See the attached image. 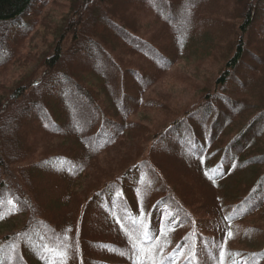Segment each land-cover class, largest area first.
Segmentation results:
<instances>
[{
    "label": "trees",
    "instance_id": "obj_1",
    "mask_svg": "<svg viewBox=\"0 0 264 264\" xmlns=\"http://www.w3.org/2000/svg\"><path fill=\"white\" fill-rule=\"evenodd\" d=\"M32 1L0 0V23L28 14L26 9ZM186 1L171 0L169 3L166 0L170 7L167 21L153 32L154 37L166 42L167 49L151 38L150 43L138 37V30L142 28L139 22L145 20L144 2L142 6L140 0H75L71 8L74 13L71 25L74 29L79 28L82 43L75 44L74 48L80 52L93 51L95 56L84 57L85 60L77 66H70L69 57H64V63L58 61L61 58L59 48V57H51L43 64V75L38 83L34 80L28 87H19L0 101V117L6 115L8 105L15 104L8 112L7 122H11L15 114L28 117L31 111L39 127L22 132V136L30 138L29 147L27 140L18 136L9 141L22 151L17 153L8 149L7 155L5 152L0 155V193L5 192L9 200H14L15 210L27 229L22 235L6 237L0 255L5 249H12L17 256L13 264H19V257L30 252V258L26 260L31 259V252L38 246L44 251L34 250L32 258L41 257L37 264L46 263L47 259L59 264L62 258L69 264L72 260H77V264H93L90 257L94 248L93 257L100 264H132L127 254L120 253H127L129 248L126 232L138 227L130 218L139 217L143 211L144 222L153 235H159L165 219L174 217L171 224L175 230L164 249L166 256L169 253L176 255L173 250L179 244L188 251L194 246L199 255L193 264H218L222 250L224 264H234V261L238 264H264V226L256 224L257 221L264 224V105L248 103L252 95L264 98V0H188L180 10V2ZM196 15H200L204 30L198 31L194 20ZM95 19L118 24L115 25L116 31L125 34L124 47L137 49L128 50L130 55H138L130 63L136 68L122 62V57L113 52L111 55L117 35L114 31L106 33L97 27ZM126 28L132 31H126ZM127 32L136 38L128 36ZM90 33H99L104 42L96 37L84 41ZM253 36L260 37L261 41L256 43L255 59L249 54L253 58L249 66L251 80L246 85L238 74L237 81L231 85L233 95L241 93L246 96L241 103L218 91L202 103L226 98L230 113L222 107L214 119L207 117L194 121V129L178 128L174 124L172 132L175 133L161 137L163 133L146 142L141 133L131 137V146L138 142L135 146L139 148L145 143V150L116 174H98L97 186L76 201V211H66L68 207L62 203L70 199L67 189L72 194L69 184H76L86 173L97 172V160L101 156L106 157L121 140L136 134L140 125L143 127L128 122L129 116L141 102L142 93L160 79L156 72H164L172 65L167 58L171 57V49L177 53L191 49L196 57L214 49L218 55L224 52L222 57L226 58L233 52L227 70L235 72L248 66L241 59L249 53L247 47ZM94 45L99 48L95 50ZM4 59H0V67L6 64ZM153 61L157 64L156 70L150 63ZM229 78V73H224L216 84L224 86ZM43 93L48 103H54L53 109L47 103H39ZM90 107L99 119L83 125L80 132L75 121ZM203 108L196 113L202 112ZM65 113L71 114L67 121ZM210 121L211 129L207 128ZM189 122L187 119L186 123ZM2 123L1 131L8 127ZM12 128L13 132L16 131L15 126ZM161 138L162 149H156ZM169 138H173L172 144L167 143ZM54 139L69 142V149L72 145L77 146L74 153L79 152L80 158L74 159L68 152L61 158L54 156L50 159L54 153L46 141ZM208 146L212 148L210 153H206ZM154 150L160 153L155 154ZM186 151L187 160L180 157ZM29 157L34 160L30 162L32 165L26 162ZM44 165L48 167L44 169ZM25 167L36 169L35 173L30 175L29 171L22 169ZM24 174H29L30 179L36 174L39 177L32 182L23 177L20 191L16 187L17 178ZM42 174L54 179L46 176L54 187L46 192V201L44 192H41L44 187L41 185ZM37 181L40 183L38 189L32 191ZM62 181L66 182V187L58 185ZM190 184L197 189L201 184L222 192L227 200L217 197L216 205L206 208V204H198L196 194L192 192L195 188ZM156 185L160 193L154 189ZM228 185L231 188L226 189ZM188 192L194 196L187 197ZM111 204L114 205L112 208ZM91 213L92 219L100 222L97 229L101 232L88 228L90 223H86V219L91 218ZM42 216H47L48 221ZM229 232L232 233L231 239L227 235ZM103 237L110 241L91 243V248V240ZM200 254L205 257L201 258Z\"/></svg>",
    "mask_w": 264,
    "mask_h": 264
},
{
    "label": "rangeland",
    "instance_id": "obj_2",
    "mask_svg": "<svg viewBox=\"0 0 264 264\" xmlns=\"http://www.w3.org/2000/svg\"><path fill=\"white\" fill-rule=\"evenodd\" d=\"M74 1L75 0H33L26 9V11H29L28 14L11 20L9 21L10 23H0V59L5 58L4 61L6 63L0 67V101L4 97L7 98L9 94H11L15 89L19 87H28L34 80L36 81V83H38L40 77L43 75V64L47 61V59H50L51 57H59V54L57 53V49L59 48H61V58H59L58 61L60 63H64V57H69L67 62L70 66H77L79 63L85 60L84 57L95 56L93 51L84 50V52H80L79 49L74 48L75 44L80 45L82 43V38L80 37L81 34L79 33L78 28L79 24L77 25L78 29L72 28L71 25V18L74 16L73 10L71 8L73 7ZM140 1L142 6L144 2V8H146L142 9L144 13L143 16L146 21L140 20L139 24L142 26V28L138 30V37L150 43L151 38L152 40L157 42L159 46L169 49L166 46V42L160 41V37L156 38L153 34L157 26H160L165 21H167L166 17L168 15V12L170 11L168 3L166 2V0H162L163 3L161 2V0ZM167 1L170 3L171 0ZM187 2L188 0L186 1V3L180 2V6L178 7H183L184 4H188ZM154 5H156V8ZM158 5L161 6L158 7ZM166 6H168L169 8H166ZM152 12H154L155 15ZM200 15L203 16L202 14ZM200 15H196L194 18L198 25V31L204 30V26L200 25L202 23ZM95 20L97 27L104 29V32L108 33L110 31H114L117 35V39L113 45L111 55L113 52L118 57H122V62L127 63V65H132L136 68L137 66L130 63H133L132 61L135 60L133 57H136L138 55L135 54L136 56H132L130 55V52L128 50L136 51L137 49L132 47H124L125 34L116 31L115 25L118 24L111 22V24H114L111 25L108 22L106 23L104 19ZM102 20H104L105 22ZM125 30L132 31L130 28H126ZM127 34L130 37L136 38L128 32ZM94 37L103 41L100 38L99 33L88 34L84 41L89 38H92L94 40ZM260 41V37L253 36V40L250 46L247 47L249 53L241 59L242 63H246L248 66H245V70L241 69L235 72L227 70V64L229 63L228 61L232 59L233 52H231L230 56L226 58L222 57V54L224 52H221L218 55V51L214 49L211 52H207L206 55L196 57V54H194L191 49L186 48V50H184L182 53L174 52L171 49V57L167 58L172 62V65L169 67V69L163 70L164 72H156L160 79L156 82V84L151 85L149 89L142 93L141 102L129 116L128 122H136L137 124L139 123V125L142 124L143 127L140 125V128L137 130L136 134L131 135L124 140H121L114 149L107 153L106 157L102 158L101 156L97 160V172L95 171L92 174L86 173L77 181L76 184H69V190L72 192V194L67 189V193L70 196V199L66 203H62V205L68 207L66 211H76V206L78 205L76 201L79 199H83V194L85 192H88L90 191L89 189H93L97 186L99 180L96 176L98 174L101 175V172L106 173L107 176L116 174L118 172L117 170L125 166L127 163L130 164L139 152H143L145 150V148H143V145L145 143L139 148L135 146L136 144H138V142H134L135 147L131 146V137H134L137 134L141 133L144 137V141L146 142L149 138H157L163 133L164 134L161 137H164L166 133H175L172 132V129L174 127L172 125L174 124H177L178 128H180V126H186L188 128L194 129V121L203 120L207 117L214 119L218 112L221 113L222 107L230 113L231 110L227 108L228 100L226 98H220L217 102L211 101L209 104L202 102L207 100L210 96L214 95L218 91L225 92L224 94L230 96L229 98L232 97V99L239 103H241V101L246 98V96L241 93L233 95L232 93H234V91L232 90L231 85L237 81L236 78L238 74L242 79H244V82L246 83L251 80L249 66L253 61V58L255 59V51L257 48L256 43ZM116 46L117 48H115ZM159 46L158 48H160ZM94 48L95 50H97L99 48V45H94ZM249 54L253 55L254 57L252 58V56ZM126 57H132V59L129 60ZM60 63L58 64L60 65ZM150 63L156 70V61ZM32 72L35 73L33 76L31 75ZM224 73H229L230 78L227 80L224 86H220V84L218 85L216 84V82L221 80ZM126 83L128 86H130V83L128 81H126ZM246 85H248V83ZM32 92H34V90ZM248 100L249 102H247L254 106H257L259 104L264 105V98H258L255 95L249 97ZM48 102L49 100L46 99V95L45 93H43L42 99L39 98V103L42 105L44 103H47L49 108L53 109L54 103ZM14 105L15 104L8 105L6 115L4 114L0 117V122H5L8 126L4 128V130H0V155H2L4 152L6 153V151H9L8 149H14V151H16L17 153L22 151L20 148H18L17 145H11L9 141L15 139L18 136L20 138L26 139L27 147H29V145L31 144L30 138L28 136H22V132H28L31 129H39L31 111H29V115H27L28 117H26V115L22 116V114H15V119L13 120V117L10 120L11 122H7L6 120H9L8 112H11ZM200 107H204V110L200 113H196V111H198ZM101 109L103 110L104 108L102 107ZM70 115V113H65L64 119L67 121V117ZM98 119L99 117H97L96 112L90 107L83 115L77 117L75 121V126H77L76 129L82 132L81 128L83 125L87 124L88 122L91 123L94 120ZM184 119H189L190 122L186 123V120ZM2 125L3 123L0 124V128H2ZM14 126L16 131L13 132L14 128L12 127ZM207 128L211 129V121L207 123ZM262 130L263 129H261V131ZM172 140L173 138H169L167 143L172 144ZM161 142L162 138L160 140V144L156 149H162ZM46 143L51 146L52 152L54 153L49 156L50 159H53L54 156H56V158H61L68 152H70V154L68 155H71L74 159L80 158L79 152L74 153V149L78 147L72 145V148L69 149L68 145L70 143H67V141L65 140L54 139L46 141ZM39 147L42 148L40 144ZM205 149L206 153H210L212 151V148L210 146L206 147ZM154 153L159 154L160 152L154 150ZM180 157L187 160L188 151H186V153H181ZM26 162L33 163L34 160L29 157L26 159ZM45 167L48 166L44 165L43 168L45 169ZM22 169L29 171L30 175H32V173H35L34 170H36H30L29 167H25ZM46 176L51 180H54L52 177L46 174H42L41 185L44 187L41 189V192L43 191L45 194V201L47 197L46 192L50 191V189H54L52 184L47 181ZM23 177L26 178V181L31 180L32 182V180L37 179L39 176L36 174L34 175L33 179L32 176L30 179L29 174H24V176L18 177V182L16 184V187L18 188L17 190L22 191L23 186L19 188V185H21V183L23 182ZM175 183L178 185L177 182ZM37 184H40L39 181L34 183L32 191H36L38 189ZM65 184L66 182L62 181L58 185L66 187ZM190 185L195 188V190L192 192L196 194L198 204H206V208H209L208 205L211 204L216 205V202L219 199L227 200V197L222 192H215L204 185L201 186V184H198V189L193 184ZM184 187L186 188V182L184 183ZM227 188L231 187L228 185L226 186V189ZM154 189L159 192L158 186ZM170 190L173 192L171 188ZM192 192H188L185 195H187V197H192L194 196ZM1 201L8 205V207L5 206L3 208L4 212L15 211L16 205L14 203V200H9V197L5 192L0 193V202ZM113 206L114 205L111 204L110 208H112ZM45 209L46 213L48 214L46 207ZM52 212L50 213L51 216H53ZM0 215L2 214L0 213ZM17 215L18 214L15 211L14 214L9 217V219H11V222L0 224V247L3 246L4 239L6 237L12 235H22L27 230L21 217L13 218ZM42 218L48 221L47 216H42ZM86 223H90L89 225L91 226L88 225V228L93 227L94 232H101L100 229H97L100 222L92 219V213L91 218L86 219ZM256 224L258 226H264L261 221H257ZM11 226L13 227V229ZM103 240L110 241L104 239V237L102 239L95 238L90 241V245L91 243L95 242H103ZM26 248L27 247H25V249ZM36 248H38V246ZM91 248H93L92 245ZM171 249L172 248H170L169 251H171ZM5 250L6 251H3L2 255H0V262L4 261L3 264H13L14 259L17 256L14 254L12 249ZM34 250L31 252V258ZM92 250L93 253L90 258L93 260V264H100L96 261L98 259L93 257L95 252L94 248ZM191 250L192 248H190V251ZM188 253V249L185 248L184 256L178 257V264H186L187 260V264H193V262L188 258ZM29 254L27 255L26 253L25 257H19V264H25L29 261L30 264H37L34 262V258L26 260L27 258H30ZM200 255L201 258H203V256L205 257V255L203 254ZM83 259H85V257ZM61 261L63 264H69L64 258H62ZM45 264L54 263H52L51 259H47V262ZM71 264H77V260H72Z\"/></svg>",
    "mask_w": 264,
    "mask_h": 264
},
{
    "label": "snow or ice",
    "instance_id": "obj_3",
    "mask_svg": "<svg viewBox=\"0 0 264 264\" xmlns=\"http://www.w3.org/2000/svg\"><path fill=\"white\" fill-rule=\"evenodd\" d=\"M144 215L145 213L141 211L139 217L130 218L132 223L138 225V227L129 229L126 232V237L129 240V248L127 253L121 252L120 254H127L132 264H178V257L184 256L185 254L184 246L179 244L176 246V249L173 250L176 252V255H172L171 253L167 256L164 255V249L171 242L169 239L170 234L175 230L171 224V219H174V217L165 219L160 227L159 235H153L144 222ZM165 215L167 216L169 214L165 213ZM0 219H3L2 215H0ZM227 235L229 239L232 238L231 232L227 233ZM177 249H179L178 252ZM198 255L193 246L192 250L188 253V258L194 262ZM224 259L225 255L222 250L218 264H224ZM234 264H238V262L234 261Z\"/></svg>",
    "mask_w": 264,
    "mask_h": 264
},
{
    "label": "bare ground",
    "instance_id": "obj_4",
    "mask_svg": "<svg viewBox=\"0 0 264 264\" xmlns=\"http://www.w3.org/2000/svg\"><path fill=\"white\" fill-rule=\"evenodd\" d=\"M79 17H80V16H79ZM79 17H78V18H79ZM9 23H10V22H9Z\"/></svg>",
    "mask_w": 264,
    "mask_h": 264
}]
</instances>
